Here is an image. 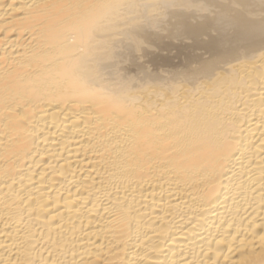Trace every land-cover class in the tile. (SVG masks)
I'll return each instance as SVG.
<instances>
[{
  "label": "bare ground",
  "instance_id": "6f19581e",
  "mask_svg": "<svg viewBox=\"0 0 264 264\" xmlns=\"http://www.w3.org/2000/svg\"><path fill=\"white\" fill-rule=\"evenodd\" d=\"M0 264H264V0H0Z\"/></svg>",
  "mask_w": 264,
  "mask_h": 264
}]
</instances>
